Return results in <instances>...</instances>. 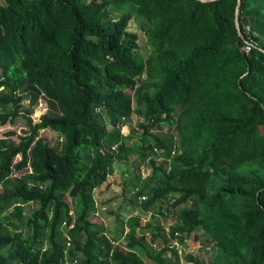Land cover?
Returning a JSON list of instances; mask_svg holds the SVG:
<instances>
[{"label":"trees","instance_id":"trees-1","mask_svg":"<svg viewBox=\"0 0 264 264\" xmlns=\"http://www.w3.org/2000/svg\"><path fill=\"white\" fill-rule=\"evenodd\" d=\"M0 108V122H26L0 138V264H180L173 238L210 243L207 262L186 264H264V0H0ZM144 159L128 201L154 219L131 215L110 237L93 189L116 160Z\"/></svg>","mask_w":264,"mask_h":264},{"label":"rangeland","instance_id":"rangeland-1","mask_svg":"<svg viewBox=\"0 0 264 264\" xmlns=\"http://www.w3.org/2000/svg\"><path fill=\"white\" fill-rule=\"evenodd\" d=\"M131 14V17L128 22V28L134 30L137 33V52L141 55H145L148 46L146 43L145 36V25L143 22L142 15L138 8L133 4H128L125 8ZM24 105L27 104V96L23 98ZM133 104V102H132ZM47 107V101L38 97L35 103L28 108V115L32 121L38 119V115L42 113ZM0 111H3L0 108ZM140 120L138 116L132 112L130 114V119L128 122L121 124L120 130L123 132L129 131L130 128L137 125V121ZM170 126L164 124L160 134L168 136L171 142V148L173 147L172 142V133L169 129ZM26 128L25 117L23 113H17L13 117L11 121L5 120V122H0V138L7 137L10 139L16 140L17 134L22 132V129ZM137 129V128H136ZM8 130H12L13 133H8ZM137 131V132H136ZM134 135L140 132V128L138 130L133 131ZM39 134L45 138L47 141L54 140L56 136H58L54 131L49 129L40 128ZM133 152L129 155V158L133 156ZM19 157L18 154L14 155L13 160H16ZM164 158V154L158 153L155 156V161L159 162ZM146 159V158H145ZM143 160L141 162L135 163L134 167L129 164L130 161L127 160H116L110 172L106 175L105 180L96 186L93 189V196L95 201V207L97 215L102 217V220H99L100 223H103L105 232L108 236L114 235L113 233L120 229L121 226L126 222L125 217L136 214H140V222L144 223L146 220L154 219L152 215H150V211H145L143 214L141 211L134 210L132 208V203L129 202L128 198H133V191L135 190V184L141 185L145 179L149 176L151 171V166L147 160ZM139 197L135 198V201H138ZM134 200V199H133ZM27 208V207H26ZM159 217L155 218L161 223V225L166 229L169 223L174 222L173 217L167 218L162 217L159 214H154ZM126 225V224H125ZM189 240V239H188ZM189 246H186L184 243H181L184 247H190L192 250V254L194 257L203 261H208L212 255V248L209 246L208 249H204L205 245H210L209 242H203L199 238L198 240L191 239L189 242L187 241ZM183 264H185V260L182 258Z\"/></svg>","mask_w":264,"mask_h":264},{"label":"built area","instance_id":"built-area-1","mask_svg":"<svg viewBox=\"0 0 264 264\" xmlns=\"http://www.w3.org/2000/svg\"><path fill=\"white\" fill-rule=\"evenodd\" d=\"M244 30H245V33H246V37L248 38L247 39V41L245 40V43L244 44H242L241 45V49L243 50V51H247L248 50V48H249V46L252 44L251 43V40H250V38H249V32H248V26L246 25L245 26V28H244ZM145 197V195H140V198H144ZM66 237V239L68 238L67 236H65ZM168 246L169 247H173L174 249H175V251H176V255H177V257H178V261H179V263L180 264H183V262H182V258H183V253H185V252H190V253H192V249L189 247V248H186V247H184L181 243H179V242H177V240L175 239V238H173V239H170L169 240V242H168ZM209 248V245H205L204 247H203V250L205 249H208ZM75 262H76V260H75V258H72V259H65L64 260V262H63V264H75ZM186 264V263H185Z\"/></svg>","mask_w":264,"mask_h":264},{"label":"crops","instance_id":"crops-1","mask_svg":"<svg viewBox=\"0 0 264 264\" xmlns=\"http://www.w3.org/2000/svg\"><path fill=\"white\" fill-rule=\"evenodd\" d=\"M30 205L32 204L33 205V203L32 202H30L29 203ZM29 206V205H28ZM95 210H96V207H95ZM94 210V212H93V214L91 215V220L92 221H94V222H97V223H100L99 222V220H102V217H100V216H98L97 215V212ZM145 213V212H144ZM143 213V214H144ZM136 214V213H135ZM134 214V215H135ZM130 216V215H129ZM129 216H127V217H125V219L124 220H126ZM140 218V217H139ZM102 225H103V223H101ZM126 224V222L123 224V227H122V234L121 235H123V233L124 232H126L127 230H128V226H127V224ZM104 226V225H103ZM104 233L106 234V232H105V228H104ZM107 235V234H106ZM110 237H112V236H110Z\"/></svg>","mask_w":264,"mask_h":264},{"label":"water","instance_id":"water-1","mask_svg":"<svg viewBox=\"0 0 264 264\" xmlns=\"http://www.w3.org/2000/svg\"><path fill=\"white\" fill-rule=\"evenodd\" d=\"M233 21H234V25H235V28H236L237 35L242 38V34H241L240 29H239L238 21H237V7H235V9H234Z\"/></svg>","mask_w":264,"mask_h":264}]
</instances>
